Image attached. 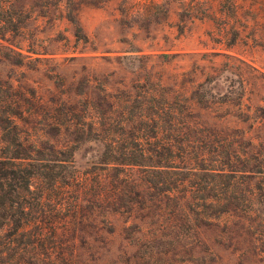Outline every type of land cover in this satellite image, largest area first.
<instances>
[{
    "label": "rangeland",
    "instance_id": "374dc122",
    "mask_svg": "<svg viewBox=\"0 0 264 264\" xmlns=\"http://www.w3.org/2000/svg\"><path fill=\"white\" fill-rule=\"evenodd\" d=\"M2 35L0 81L33 92L45 110L64 97L93 101L106 92L140 101L149 91L183 102L187 114L180 120L222 130L253 155L249 164L264 166V0H8L0 11ZM44 129L51 141V128ZM102 152L98 140L74 143V169L88 177L103 172ZM249 176L251 182L261 177ZM257 200L264 231V195ZM142 216L111 214L109 223L86 224L82 233L69 219L59 230L62 251L78 264H264V255L219 236L212 225L201 228L199 243L193 232L185 237L141 224ZM240 244L249 252H234ZM200 249L217 256L195 252Z\"/></svg>",
    "mask_w": 264,
    "mask_h": 264
},
{
    "label": "trees",
    "instance_id": "16d2710c",
    "mask_svg": "<svg viewBox=\"0 0 264 264\" xmlns=\"http://www.w3.org/2000/svg\"><path fill=\"white\" fill-rule=\"evenodd\" d=\"M7 3L0 0V11ZM67 19L79 29L76 15ZM148 92L140 101L106 92L93 101L64 97L45 110L33 92L0 81V264H78L62 251L61 226L74 219V231L82 233L86 224L109 223L111 214L136 212L143 213L141 224L175 228L185 237L193 232L199 243L201 228L212 225L219 236L264 255L255 209L264 195L262 162L249 164L253 155L222 130L180 120L187 114L183 102ZM41 112L51 113L36 128ZM90 139L102 143L105 166L92 177L78 173L71 159L74 143ZM249 175L262 178L251 182ZM231 218L242 225L229 226Z\"/></svg>",
    "mask_w": 264,
    "mask_h": 264
}]
</instances>
